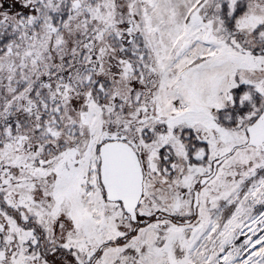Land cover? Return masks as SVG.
<instances>
[{"label": "flooded vegetation", "instance_id": "1", "mask_svg": "<svg viewBox=\"0 0 264 264\" xmlns=\"http://www.w3.org/2000/svg\"><path fill=\"white\" fill-rule=\"evenodd\" d=\"M105 2L0 0V264H101L105 244L88 245L80 257L69 241L88 229L89 210L75 204L79 186L97 188L105 221L120 211L131 224V233L121 235L126 242L149 224L183 232L238 173L264 165V138L250 140L247 130L264 96L240 131L232 122H220L219 131L218 115L207 111L203 126L164 114L156 81L144 79L155 66L141 63L155 54L137 31L143 1ZM224 6L229 30L239 22V29L261 33L260 46L241 52L264 55V0ZM236 110L233 122L243 114ZM112 142L131 148L141 166L136 220L106 198L100 148ZM156 155L164 171L153 170ZM180 166L177 188L158 203L148 175L169 180Z\"/></svg>", "mask_w": 264, "mask_h": 264}, {"label": "rangeland", "instance_id": "2", "mask_svg": "<svg viewBox=\"0 0 264 264\" xmlns=\"http://www.w3.org/2000/svg\"><path fill=\"white\" fill-rule=\"evenodd\" d=\"M140 1L138 35L155 53L141 62L143 67L155 66L144 73V79L156 81L161 111L175 119L182 115L186 124L196 126L208 123L207 111L218 115L219 131L225 130L220 122L229 127L232 122L240 131L262 106L264 55L241 52L260 46L261 33L252 32L247 25L239 29V22L234 27L238 30H229L228 12L222 8L227 0ZM106 3L115 4V0ZM108 14L106 11L104 18ZM235 108L243 112L239 122L232 121L231 109ZM89 109L91 122L96 123L91 102ZM190 141L192 138L186 144ZM220 146L219 141L218 149ZM159 160L156 155L150 164L153 170L164 171ZM182 169H176L177 174L169 180L159 174L148 175L149 191L158 203H164L168 190L177 188ZM78 192L75 204L89 210L88 229L70 235L69 241L80 257L88 245L105 244L101 264H264V250L251 254L253 241L264 230V165L248 174L238 173L219 191L216 201L203 205L201 219L183 232L149 224L126 242L121 235L131 233V224L123 220L120 211H111L105 221L97 188L93 184L79 186Z\"/></svg>", "mask_w": 264, "mask_h": 264}, {"label": "water", "instance_id": "3", "mask_svg": "<svg viewBox=\"0 0 264 264\" xmlns=\"http://www.w3.org/2000/svg\"><path fill=\"white\" fill-rule=\"evenodd\" d=\"M247 130L250 140L264 138V107ZM101 181L109 201L120 202L126 215L136 220L135 207L142 191V170L136 153L125 144L112 142L100 148Z\"/></svg>", "mask_w": 264, "mask_h": 264}, {"label": "bare ground", "instance_id": "4", "mask_svg": "<svg viewBox=\"0 0 264 264\" xmlns=\"http://www.w3.org/2000/svg\"><path fill=\"white\" fill-rule=\"evenodd\" d=\"M261 216H263V214ZM253 244L255 245V247L252 250L251 254L254 255L264 250V230L256 237V239L253 241ZM167 246L168 243H165L164 248L166 249Z\"/></svg>", "mask_w": 264, "mask_h": 264}, {"label": "trees", "instance_id": "5", "mask_svg": "<svg viewBox=\"0 0 264 264\" xmlns=\"http://www.w3.org/2000/svg\"><path fill=\"white\" fill-rule=\"evenodd\" d=\"M228 18V17H227ZM226 20V22H227V19H225ZM229 23V25H230V22H227V24Z\"/></svg>", "mask_w": 264, "mask_h": 264}]
</instances>
